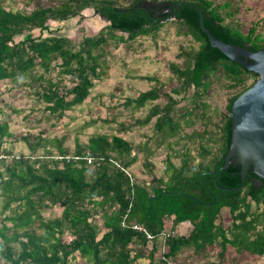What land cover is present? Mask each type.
Returning a JSON list of instances; mask_svg holds the SVG:
<instances>
[{
	"label": "trees",
	"instance_id": "trees-1",
	"mask_svg": "<svg viewBox=\"0 0 264 264\" xmlns=\"http://www.w3.org/2000/svg\"><path fill=\"white\" fill-rule=\"evenodd\" d=\"M165 2L173 5L169 13L158 6ZM230 6L229 1L213 0H58L54 5L17 11L0 1V80L15 79L39 67L41 73L34 78L43 83L39 97L55 119L90 95L102 74V50L109 40L118 44L155 35L164 20L172 18L175 34L190 36L197 43L180 47L176 55L181 62L168 63L176 82L168 92L161 93L160 84L125 99L123 105L134 112L162 94L166 98L161 105L151 104L144 117L130 124L121 122L118 133L92 134L72 152L63 146L62 137L37 135L31 142L23 136L30 150L41 146L46 155L0 159V264H71L75 254L84 264H132L143 257L148 264H168L184 248L212 246L220 248L215 264H223L227 245L251 256L264 254V178L256 186L250 166L242 186L229 189L242 182L240 164L232 157L223 167L231 139V104L259 75L212 47L198 19L197 9L203 25L227 43L253 51L264 48L257 22L243 31L226 21ZM89 8L108 21L99 25L96 34L82 35L77 42L57 34L58 24L78 15L82 18ZM56 65L59 79L50 76ZM218 74L228 88L236 89L228 97L220 125L215 124L213 131L183 134L185 126L204 120L209 108L204 95ZM60 75H68L71 84ZM184 99L190 107L176 114ZM150 121L154 134L137 149L119 134ZM10 136L8 122L0 120V145ZM154 136L156 146L171 145V139L191 145L172 149L165 160V176L152 174L148 160ZM143 151L142 165L150 174L147 181L135 179L129 171ZM55 205L60 213L45 216ZM223 207L231 216L226 226L218 220ZM167 219L170 232H166ZM185 221L190 223L187 233H175ZM134 224L142 225L152 237L134 229ZM157 240L161 241L158 259L154 257Z\"/></svg>",
	"mask_w": 264,
	"mask_h": 264
},
{
	"label": "rangeland",
	"instance_id": "rangeland-1",
	"mask_svg": "<svg viewBox=\"0 0 264 264\" xmlns=\"http://www.w3.org/2000/svg\"><path fill=\"white\" fill-rule=\"evenodd\" d=\"M7 9L17 11H29L36 5H54L58 0H0ZM160 0H156L158 3ZM214 2L229 1L231 3V14L226 18L227 22L246 31L249 25L257 22V31L264 36V0H213ZM102 24L108 21L97 16L92 8L83 12L82 18L71 17L58 24L60 29L57 34H63L77 42L82 35H94L98 32ZM100 25V26H99ZM35 33H38L35 31ZM197 46L190 36L175 34V25L172 18L164 20L163 26L155 35H142L133 40H127L116 44L109 40L102 50L103 65L102 74L92 88L90 95L85 101L67 110L59 119L48 114L44 110L45 103L39 97L43 83L37 82L34 78L41 69L34 68L30 73L21 75L15 79L0 80V120H6L12 136L5 137L0 145V149L8 155L17 156H44L45 150L39 146L35 150H30L23 136H28L31 142L35 141L37 135L41 137H62L63 146L72 152L76 144H84L88 136L96 133H118L120 123L130 124L134 119L144 117L148 107L153 103L163 104L165 96L162 94L157 100L148 102L147 105L137 111L132 112L130 108L123 105L128 97H135L140 91L161 84V93L168 92L172 86L176 85L173 74L168 69L170 61L181 62L177 57L180 47L188 48ZM57 61L55 63L57 64ZM57 65L51 71L50 76L59 79L57 75ZM64 82L70 85L67 76H61ZM226 81L218 74L212 79L207 93L204 95L205 101L209 104L206 116L198 119L192 126H185L183 134L194 130L197 132L203 129L215 130V124L220 125V119L225 112V105L228 97L236 90L228 88ZM178 85V83H177ZM179 97L178 95H175ZM189 100H182L176 107V114L189 108ZM154 119V118H153ZM91 123V124H88ZM121 136L130 141L135 148L146 139L153 136L152 122L146 125H134L128 131L119 132ZM150 139V149L153 153L148 160L153 164L155 176H165L164 164L167 155H171L173 148L180 147L183 143L191 146L184 139H171L168 143L156 146L155 139ZM195 143L193 137L192 145ZM6 153V152H5ZM143 153L138 155V160L129 168L132 176L139 181H147L150 174L142 165ZM174 162L178 159L173 157ZM60 207L55 205L50 211L44 213L45 216H55L60 213ZM218 220L225 226L230 224L231 216L226 207L221 209ZM170 219L166 220V232L169 230ZM190 229L188 221L181 222L175 229V233L186 234ZM174 233V231H173ZM157 249L154 257H160V240H157ZM150 249L148 244L143 248L147 253ZM218 246L206 247L201 250L184 248L168 264H215L219 261ZM223 264H264V254L248 255L246 252H237L230 245L226 246ZM71 264H84L78 254L70 259ZM132 264H148L146 257L140 258ZM155 264H162L159 261Z\"/></svg>",
	"mask_w": 264,
	"mask_h": 264
},
{
	"label": "water",
	"instance_id": "water-1",
	"mask_svg": "<svg viewBox=\"0 0 264 264\" xmlns=\"http://www.w3.org/2000/svg\"><path fill=\"white\" fill-rule=\"evenodd\" d=\"M180 3L174 6L175 11ZM158 6H162L161 11L166 13L171 12L173 8L168 2ZM197 11L200 28L206 34L210 45L259 75L252 85L233 100L230 109L231 139L223 167L229 165L232 157L238 161L242 182L236 188H229L238 189L242 186L250 166L258 177L264 178V48L253 51L247 46L227 43L214 37L203 25L202 15L198 9Z\"/></svg>",
	"mask_w": 264,
	"mask_h": 264
},
{
	"label": "built area",
	"instance_id": "built-area-1",
	"mask_svg": "<svg viewBox=\"0 0 264 264\" xmlns=\"http://www.w3.org/2000/svg\"><path fill=\"white\" fill-rule=\"evenodd\" d=\"M16 157H17V156H16ZM11 158H12V155L9 156L7 153L3 152V151L0 149V159H11ZM87 161L90 162V161H91V157H88V158H87ZM130 179H131V181H132L133 177H132V178L130 177ZM132 227H133L134 229H137V230H140V231L144 232L147 238H151V237H152V235L149 234V233L146 231V229H145L142 225L134 224V225H132Z\"/></svg>",
	"mask_w": 264,
	"mask_h": 264
},
{
	"label": "flooded vegetation",
	"instance_id": "flooded-vegetation-1",
	"mask_svg": "<svg viewBox=\"0 0 264 264\" xmlns=\"http://www.w3.org/2000/svg\"><path fill=\"white\" fill-rule=\"evenodd\" d=\"M163 9V7H160V10ZM258 176H255V173L253 172V177H252V182L256 185V186H260L261 185V178H257Z\"/></svg>",
	"mask_w": 264,
	"mask_h": 264
}]
</instances>
